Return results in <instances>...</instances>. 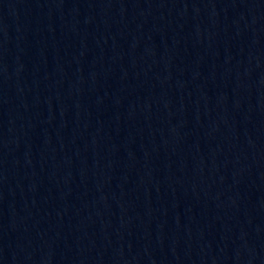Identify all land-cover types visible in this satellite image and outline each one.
I'll return each mask as SVG.
<instances>
[{
    "label": "water",
    "instance_id": "1",
    "mask_svg": "<svg viewBox=\"0 0 264 264\" xmlns=\"http://www.w3.org/2000/svg\"><path fill=\"white\" fill-rule=\"evenodd\" d=\"M0 264H110L1 65Z\"/></svg>",
    "mask_w": 264,
    "mask_h": 264
}]
</instances>
